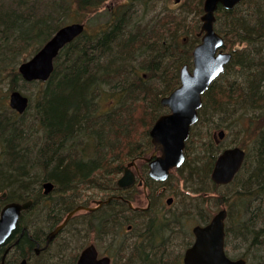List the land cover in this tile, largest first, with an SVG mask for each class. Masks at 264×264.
I'll list each match as a JSON object with an SVG mask.
<instances>
[{"label":"trees","instance_id":"obj_1","mask_svg":"<svg viewBox=\"0 0 264 264\" xmlns=\"http://www.w3.org/2000/svg\"><path fill=\"white\" fill-rule=\"evenodd\" d=\"M106 1L0 0V90L4 84L11 91L19 89V81H26L18 70L19 63L31 57L59 27L68 23L71 11L78 8L87 17L85 31L60 51L49 79L27 81L37 87V96L30 98L27 110L18 114L12 109L14 114H7V110H3L7 108L0 107V159L3 155L6 157L4 163L0 162V190L7 191L9 200L32 198L34 202L29 210L36 207V203L48 206L50 218L47 220H53L49 232L63 221L64 212L76 207L69 201H59L56 194L65 195L92 182L99 188L105 183L114 186L115 174L122 168L120 163L112 162L116 159L120 162L125 156L135 157L149 148L146 146L151 142L148 131L163 113L159 94H168L180 83V69L184 63L192 64V50L200 40L197 32L204 0H187L178 12L157 11L153 0H113L105 7ZM193 9L195 15L189 19L185 13ZM92 24L97 27L90 28ZM216 29L224 35V46L230 48L233 55L225 71L204 93L198 122L212 119L216 126L225 129L226 135L233 127L251 133L255 153L250 157L247 154L241 170L226 186L240 179L243 183L230 195L221 196L224 201L231 200L229 207L236 205L239 210L252 212L246 222L240 223L239 230L246 228L253 232L252 245H264V221L260 223L264 218L256 219L257 210L249 207L253 201H258L256 207L264 208V0H243L233 9L220 6ZM182 34L188 35L190 42H184L186 37ZM28 49L31 51L24 53ZM29 111L32 112L30 128L40 134L36 137L37 145L33 141L34 148L28 139L22 143L27 125L24 118ZM198 122L192 127L191 135ZM139 124L146 131L144 141L138 133ZM191 135L186 145V159L175 172L185 173L186 182L199 186L195 192L208 199V189L200 184L209 183L212 191L224 186L214 183L210 176L215 158L224 146L222 141L216 143L209 138L195 147ZM60 151L68 158L66 162L53 157L55 153L61 154ZM246 172L249 176L242 177ZM174 174L171 173L169 179ZM46 181L54 183L52 193L55 195L44 194L42 186ZM33 190H37L39 196H32ZM106 210L103 215L112 216L108 219L112 221L110 226L115 223L121 226L123 220L117 217L130 215L129 209L117 216L118 209ZM140 214H146L150 222L148 226L145 221L144 225L141 223L143 243L137 249L140 255L145 254L140 257H145L147 264H180L175 263L174 258H166L165 245L158 249L151 247L163 242L169 230L167 219L152 217L147 209ZM23 215L6 244L8 247L19 239L21 252L9 253L5 264H19L22 258H27L31 264L33 251L25 246L33 249L38 244H46L48 233L43 237L28 236ZM186 218L187 214L183 218L175 216L174 221L183 225ZM202 218V222L209 220L204 215ZM88 219L82 218V223ZM101 221L102 218H95L94 231L101 230ZM229 230L226 222L227 234ZM24 231L26 234H22ZM48 249H42L39 255L43 256ZM47 252L50 254L49 250ZM77 255L71 257L70 264L76 263ZM59 256H47L39 264H55Z\"/></svg>","mask_w":264,"mask_h":264},{"label":"water","instance_id":"obj_2","mask_svg":"<svg viewBox=\"0 0 264 264\" xmlns=\"http://www.w3.org/2000/svg\"><path fill=\"white\" fill-rule=\"evenodd\" d=\"M243 0H204V11L200 17L201 36L192 51L193 64L185 63L180 69V84L168 95L161 98V104L169 112L157 118L149 133L154 144V152L149 162V174L157 180H165L172 168L185 161V147L192 126L199 119V109L203 103V94L211 83L225 71L233 53L224 49L225 38L217 31L215 23L220 6L233 9ZM84 23L73 22L60 27L30 58L22 61L18 70L26 81L49 79L54 71V60L60 50L84 31ZM10 106L20 113L27 110L29 97L20 89L10 92ZM225 136L221 130L215 134L216 142ZM158 152L160 154L156 155ZM246 158V150L240 146L224 148L217 155L211 171V178L216 184L230 183L241 169ZM134 161L129 163V166ZM125 166L118 184L130 186L135 181V173ZM44 193L54 189L52 181L43 184ZM171 198L168 202H171ZM106 202V201H105ZM32 199L26 201L12 200L0 211V250L6 244L18 225L22 212L31 207ZM80 207L73 209L78 211ZM72 212V211H71ZM70 216V214H69ZM227 209L216 212L206 223L193 227L194 242L185 250L184 264H247L244 257L231 258L225 248ZM66 220L58 224L48 235L47 242L66 225ZM8 247L1 254L0 264H4ZM94 244L86 246L79 254L76 264H110V257L98 258ZM19 264H27L23 258Z\"/></svg>","mask_w":264,"mask_h":264},{"label":"rangeland","instance_id":"obj_3","mask_svg":"<svg viewBox=\"0 0 264 264\" xmlns=\"http://www.w3.org/2000/svg\"><path fill=\"white\" fill-rule=\"evenodd\" d=\"M114 1H117V0H114ZM112 2L113 0H107L105 7L106 6L108 7V5H111ZM153 2L156 4V6L153 8L156 9L157 11L166 12V9H170L175 12H178L181 9V6L183 7V4L186 3L187 0H153ZM102 9L103 8H101V10ZM150 10H151V7H150ZM193 12H194V9L191 13L186 12L185 14L189 15V19H190L195 15V13ZM151 15L152 14L149 12V16ZM200 17H201V14L199 16V29L202 24ZM71 21L87 22V17L85 15V12L82 10L81 11L78 10V8L75 11H71L68 16V22H71ZM93 25L94 24H92V27L90 28L94 29L97 27L96 25L95 26ZM182 37H186L184 42H190L191 40L189 36L186 34H182ZM30 49L24 50V53H26L27 51L28 52L31 51ZM225 50L231 51L230 48H225ZM156 87H159V86L156 84ZM17 88L21 89L31 99L37 96L36 95L37 87H34V85H31L27 81H19ZM10 91L11 90L9 89L8 85L4 84L2 89L0 90V107L7 108V109H3V110H7L6 112L7 114H10V112L14 114L11 107L9 106ZM163 95H166V94H163V93L159 94V98L161 99ZM105 99L108 100L109 98L107 97ZM106 105L107 107L110 106V100L106 103ZM162 110L163 112H165L168 109L166 107H163ZM31 118H32V112L29 111L28 115L24 118V121L27 123V125L24 126V130H23L24 137L22 138V141L24 142L22 143L25 144L26 140L28 139L32 147L34 145L33 141H36L37 135L39 137L40 134L39 132L36 133L32 129V127L30 128L29 124L32 121ZM146 118L150 120V117H146ZM216 124L217 123H215L212 119L208 120L207 118H204V120L201 119L198 122L193 134L191 135V139L193 140L192 142L195 147H199L200 141L202 140H208L209 138L214 139V133L222 129L221 126H216ZM139 126H140V129L138 133L140 132L141 138L144 141L146 131H144V128H143L144 126H142L141 124H139ZM37 142L38 141L35 142V145H37ZM222 144L223 146L240 145L247 150V154H249V157L253 156L255 153L254 152L255 141L253 140L251 133L244 132L243 129H241L240 127H233L230 130V132H228L227 136L223 139ZM147 151H150V152H147ZM151 152H152V149L150 150L149 148L146 151H144V154H150ZM124 158L125 159L119 162L121 166L123 164H126L127 161L130 160V157L125 156ZM5 161H6V157L5 155H3V158L0 159V162L4 163ZM141 164H143V161L141 162ZM247 164H249V162ZM247 164L245 165V167L247 166ZM3 167L4 166H2V168ZM184 174L180 172H175V174L171 177V179H169L167 183H164V184L158 183L155 186L154 192L151 191V195H152V198L150 200V205L152 204V209L150 211L151 216L152 217L157 216V217L167 219L166 222L169 226V230L166 231V236L163 239V242L152 244L151 247H153L154 249H158L159 248L158 246L165 245V249L168 254L166 258L168 257L169 259L174 258L175 263L178 261L181 264V260L184 254L185 247L188 246L190 243H192L194 240V235L192 233L193 225L196 223L202 222V219H203L202 215H204V217L206 216L210 218L218 210L226 207L228 208V210H230V214L227 217V226L230 230L227 234V239H226V248H227L229 255L233 258L244 257L247 259V264H259V263L264 264V245L262 243L261 244L254 243V245H252V241L254 237L252 236L251 233L253 232L252 231L249 232V230L246 228L242 229L243 231L239 230L240 223L246 222L252 215L251 214L252 212H249V211L247 212L243 209L239 210L238 207H236V205H232V207H229L228 202L231 203V200L229 201L227 199V201H224L221 196V195H226V194L230 195L232 192H234V190L238 189L239 185H242L240 182L243 183V179H240L238 183L232 184L230 186H226V185L219 186L214 191H212L211 185L209 183L204 182L203 184H200V186L204 187L205 189H208L207 190L209 192L208 195L210 196L207 199L204 196L202 197L200 193L195 192L196 191L195 189L196 188L198 189L199 186H192L191 185L192 183L186 182ZM121 175H122L121 171L118 174H115V177H114L115 181ZM243 176H245V178L249 176L248 172L242 175V177ZM99 182L100 184H102L103 180L102 181L99 180ZM94 184H95L94 182H92L89 185L87 184L86 188H84L83 185L80 186L79 189L81 193L80 192L79 194L74 193L73 195H75V197H73L71 193L76 192L75 191L76 189H74V191L73 190L67 191L64 196H61V199L66 200V201L71 200L72 205L73 204L76 205L77 200H79L78 196H81V194H83L82 192H84L83 195L92 194L91 198L92 197L106 198L109 195V192L103 191L101 189L102 186L100 188H95V186H92ZM33 189H37V187L33 186ZM136 190H137V193L133 194L134 203L136 205L138 204L140 206H146L148 203V200L144 196L143 189L139 187ZM3 192L4 191L0 190V209L5 203V201L1 199V195L3 194ZM94 192H97V193H94ZM51 194L55 195L52 192ZM93 194L100 195L101 197L93 196ZM56 196H58L59 198V194H57ZM69 197H71V199ZM168 198H172L171 203H167ZM83 199H84V196H83ZM45 203L46 204L50 203V201H46ZM257 204H259L258 201H253L249 205V207H251L250 209L257 210L255 213L256 219L257 217L259 218L261 216L264 218V208L262 206L257 208L256 207ZM263 206H264V203H263ZM48 213H49L48 206H44V204L37 205L31 210L25 211L23 215V224L26 227H28V229H30L32 233L35 232V235L40 234L41 237L46 236L47 233L48 234L50 233L49 232L50 228L53 225V220L48 221L45 218L46 216H49V215H45ZM186 214H187V218L183 225L181 223H176L174 221L175 216H179L180 218H183ZM65 215L66 213L63 214V216ZM79 215L80 214H76L73 220L69 223V225L64 230L62 229L63 231L61 230L52 240L51 245L49 246V249H48L50 254L47 255L48 253L47 252L48 250H47L43 253V256H40L39 254L38 255L40 257L33 256L31 258V264H39V262L43 261L47 256H51V255L54 256L56 254L57 256L59 255L60 256L57 257V260L54 262L55 264H70L71 257H73L75 253L79 254L80 251L83 249V247L88 245L90 242H95L98 248L100 249V251L105 250L107 252L112 253L114 257L113 264H133L134 262H135L134 264H137L136 257L132 255L133 253L132 250L137 249L138 248L137 246L142 244L143 242L138 241L137 246L135 245V243H132L135 245L133 246L132 244H129V241H131L132 239H127V241L126 239L122 240L128 234L125 233L123 230L121 231L120 226H117V223H115L113 226H108L105 231L102 230L101 232L103 233L99 232V230L94 231L92 228L93 222L91 224L90 221H87L86 222L87 224L86 223L83 224L81 220V216ZM144 216H146V214H144ZM131 220L133 221L135 227L132 231L133 233H130V234L135 235L138 232H141V227L142 228L144 227L143 226L144 219L143 218L138 219L137 217H135V215H132ZM262 221L264 220H262L261 218L260 223ZM249 222L250 221L247 222L248 225L254 228V225L252 226V223H249ZM141 223H143V225H141ZM256 228L259 229V226ZM46 243H47V239H46ZM124 243L130 246L127 252H124V249H123ZM118 245H122L123 251H121L120 249L118 250ZM144 254L145 253H143L142 255ZM142 255H139V256H142ZM151 257L154 258L153 255ZM258 260H259V263H258Z\"/></svg>","mask_w":264,"mask_h":264},{"label":"flooded vegetation","instance_id":"obj_4","mask_svg":"<svg viewBox=\"0 0 264 264\" xmlns=\"http://www.w3.org/2000/svg\"><path fill=\"white\" fill-rule=\"evenodd\" d=\"M146 146H148L150 148V150L152 149V152L150 154H144V151H142L137 156L131 157L130 160L127 161L126 164H123L121 166V168H122L121 172L123 174L125 166H127V165L129 166V163L134 161L133 164L131 166H129V168L132 171H134V173H135V181H134V183L132 185L127 186V187L120 186L118 184V179H117L116 183L113 186L115 188H112V185L110 183H105L104 184L105 186H103L101 188L103 191L109 192V195L106 198H97V197H92L91 198L92 194L91 195L79 196L80 202L76 205V207L77 206H83V208L84 207H87V208L79 209L78 211L75 212V215L76 214H80L79 216H81V219L84 218V217L89 218L88 221H90L91 224H92V222H94L96 217L97 218H102V220H104L108 216L110 218L111 217L110 213H108V215H103V213L105 211H107L106 209H108V208L109 209L112 208V209H115V210L118 209V213H116V216L119 215V213L120 214L121 213H127V211H128L127 209H129L130 210V215L129 216H126V217H119L118 216L117 218L120 219L121 221L123 220L122 224L120 226V230L121 231L123 230L127 234L133 233L132 231L134 229V223L131 220V216L132 215H136V214L138 215L141 212H143L144 210L148 209V207L150 206V200L152 198L151 191L154 192L156 184H158V183H163V184L167 183V180L169 181L171 173H175V171H177V168L173 169L171 171L170 175L165 180H157V179L153 178L152 176H150V174H149V162H150V158H152V156H153L154 146H153L152 142H150V144H148ZM147 152H150V151H147ZM158 154H159V152L156 155H158ZM142 161H143V164H141ZM149 180L151 181V185H149V183H150ZM139 187L143 189L144 196L148 200V203H147L146 206H140V205H138V204L136 205L134 203V195L133 194L137 193L136 189L139 188ZM42 189H43V186H42ZM94 193H97V192H94ZM7 196H8L7 195V191H4L2 196H1L2 200H4L5 202L9 201ZM83 196H84V199H83ZM93 196L101 197L100 195H97V194H93ZM169 199L170 198L167 199V203H169L168 202ZM171 202H172V200H171ZM110 203H111V205H109ZM122 203H124L125 206H122ZM130 203L135 208H132ZM86 209H89V210H86ZM24 212H23V214H24ZM93 216H94V218L92 219ZM128 220H130V221H128ZM192 243H190L188 246H186L185 250ZM89 244H94L96 246L97 251H98V258L104 257V256H108V257H110V264L114 263V257H113V255L110 252H107L105 250L104 251H100V249L98 248V246H97V244L95 242H90ZM5 247H6V245L4 246V248ZM85 247H83V249ZM4 250L5 249H3V248L1 249V254L4 252ZM185 250H184V254H185ZM79 254L77 255V258L79 256ZM184 254H183V257H182V260H181V264L184 263Z\"/></svg>","mask_w":264,"mask_h":264},{"label":"bare ground","instance_id":"obj_5","mask_svg":"<svg viewBox=\"0 0 264 264\" xmlns=\"http://www.w3.org/2000/svg\"><path fill=\"white\" fill-rule=\"evenodd\" d=\"M200 30H198V32H199ZM28 59V58H27ZM26 60V59H25ZM22 61H24V60H22ZM21 61V62H22ZM20 62V63H21ZM19 63V64H20ZM19 66V65H18ZM221 141H223V139L221 140ZM20 147L21 148H23L21 145H20ZM226 147H229V146H224V148H226ZM61 152V154L60 153H55V155L53 156V157H56V159L58 158V159H64L65 160V162L68 160V158L67 157H65V155H63L62 154V151H60ZM52 157V158H53ZM66 158V159H65ZM112 162V161H111ZM112 163H114V165H118L119 164V160L118 159H116V160H114ZM109 169H111V167H109ZM121 177V176H120ZM119 177V178H120ZM119 178H118V180H119ZM89 185V184H88ZM112 185V184H111ZM84 186V188L85 187H87V185L86 184H84L83 185ZM92 186H95V188H99V185H92ZM112 188H115V187H113L112 186ZM76 192L79 194V192H80V189H76ZM83 194H84V192H82ZM72 195H73V192L71 193ZM83 194H81V196L83 195ZM57 195V194H56ZM32 196H39V192L37 191V190H35V191H33V193H32ZM61 196H64V195H62V194H59V198H58V196H56V198L57 199H59V201L60 200H62L61 199ZM78 196V195H77ZM78 198H79V196H78ZM32 199V198H31ZM30 200V199H29ZM26 201V200H25ZM32 201H33V199H32ZM64 201V200H63ZM34 202V201H33ZM80 202V198H79V200H77V204ZM69 203L72 205V201H69ZM76 204V205H77ZM37 205H39V204H37L36 203V206ZM130 205L132 206V204L130 203ZM77 207H80L79 209H81V208H83V206H77ZM85 208H87V207H84L83 209H85ZM132 208H135L134 206H132ZM139 208V207H138ZM78 209V210H79ZM151 209H152V207H151V205L148 207V209L147 210H149V211H151ZM86 210H89V209H86ZM72 211V212H71ZM63 214H65V213H63ZM62 214V215H63ZM69 214H70V216H69ZM86 214V213H85ZM45 215H50L49 213L48 214H45ZM87 215V214H86ZM74 216H75V212L73 211V210H70L68 213H66V215L65 216H63L62 218H63V220H66V225L63 227V229L64 228H66L69 224H68V222H71L72 220H73V218H74ZM135 217H137L138 219H141V218H143L144 220H145V222H147L145 225L146 226H148L149 225V223L150 222H148V220L145 218V216H144V214H136L135 215ZM146 217H148V216H146ZM46 219H49L50 218V216H46L45 217ZM94 218V216L92 217V219ZM108 218H109V216L108 217H106L104 220H102L101 221V230L99 231V232H101L102 231V228H103V230L105 231L106 229H107V227L108 226H110L111 224H112V221L111 220H108ZM112 218V216L109 218V219H111ZM149 218V217H148ZM144 220H143V222H144ZM142 221V220H141ZM116 222V221H115ZM25 233V231L22 233V234H24ZM27 234H28V236H31V237H33L32 235H35V232L34 233H32L31 232V230L30 229H28V231L26 232ZM25 233V234H26ZM102 233V232H101ZM38 235H40V234H38ZM20 236H22V235H20ZM126 239V241H127V239H132L131 241H129V244H132V243H135V245L137 246V242L138 241H140V242H143V240H142V235H141V232H138L137 234H135V235H133V234H128L126 237H124L122 240H125ZM18 242H19V239H17L15 242H12V243H10V245L8 246V252H7V254H6V256L9 254V253H11L12 251H17V252H21V249L19 248L20 246H19V244H18ZM162 242V241H161ZM25 245H27V244H25ZM49 245H50V242H47L46 244H45V246H43L42 244H38V246H35V247H33V249L32 248H30L29 246H25V249H29V250H31V251H33L32 252V257L34 256V257H36V256H38V254L41 252V250L42 249H44V248H48L49 247ZM123 245V244H122ZM122 245H118V250L120 249L121 251H123V249H124V252H127L128 250H129V248H130V246L128 245V244H126V243H124V247H123V249H122ZM133 246H135L134 244H132ZM44 247V248H43ZM133 251V253H132V255L134 256V257H136V262H137V264H147V262L148 261H146V259H145V257L144 258H142V257H140L139 255H140V251H139V249H133L132 250ZM131 251V252H132ZM112 254V253H111ZM137 255V256H136ZM76 264V263H75Z\"/></svg>","mask_w":264,"mask_h":264}]
</instances>
